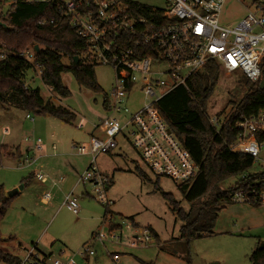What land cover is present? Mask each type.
<instances>
[{
  "label": "rangeland",
  "instance_id": "rangeland-1",
  "mask_svg": "<svg viewBox=\"0 0 264 264\" xmlns=\"http://www.w3.org/2000/svg\"><path fill=\"white\" fill-rule=\"evenodd\" d=\"M136 1L162 9L167 7V0ZM247 12V8L237 0H228L220 22L225 26H233ZM62 61L69 63L65 56ZM94 70L100 91L79 86L73 75L67 72L62 75L64 85L70 90V95L66 97L57 95L41 80L38 68L27 71V85L39 87L45 99L76 114V119L69 123L43 113L28 112L0 103V146H7L8 153L14 154L5 156L0 162V184L7 194L20 192L0 224L3 238L1 249L24 257L25 250L21 247L30 248L37 244L42 257L43 254L52 253V258H55L60 251H64L63 258L76 254L78 264H116L112 258L114 252L119 254L121 264H251L249 258L257 241L264 240V224L252 228L253 220L264 223V206L225 204L214 228L215 233L183 240L180 238L183 222L171 211L170 204L157 189L156 181L161 190L171 193L188 210L189 205L178 185L166 177H156L122 136L118 137L117 149L111 153H101L97 159L101 171L113 177V185L108 188V197L113 202L110 209L114 214L111 226L117 235L122 234L120 244L109 240L108 231L111 227L102 223L105 206L95 198L90 183L76 185L75 193L81 206L78 215L63 205V197H56L58 193H63L59 190L69 192L75 186L79 175L90 162V156L77 152L74 145L87 144L92 133L101 136L95 125L106 115L104 100L113 87L115 72L108 64H96ZM246 82L247 78L241 72L227 75L221 71L207 104L208 115L230 110V102L239 101L246 93ZM144 103V93L137 90L130 97L128 106L136 111ZM27 114L34 120L27 118ZM38 138L42 140L41 152L32 149ZM53 144L56 149H53ZM47 153L53 156L46 158ZM27 156L38 160L28 166ZM50 162H57L58 173L52 175L46 170L44 164ZM42 168L53 178L65 176L66 179L61 189L54 191L51 204L41 201L44 188L47 186V189L48 185L32 175ZM259 169L260 164L255 162L251 171ZM238 179L233 177L226 180L222 188L232 186ZM65 188L68 190H63ZM127 217H134L136 224L133 225ZM128 222L131 224L129 229L123 224ZM121 224L123 228L116 227ZM103 225L107 241L105 244L93 243V234ZM145 228H152L159 237L153 235L146 243L129 245L133 236ZM91 242L96 254L88 261L82 259L79 252L82 246Z\"/></svg>",
  "mask_w": 264,
  "mask_h": 264
},
{
  "label": "built area",
  "instance_id": "built-area-1",
  "mask_svg": "<svg viewBox=\"0 0 264 264\" xmlns=\"http://www.w3.org/2000/svg\"><path fill=\"white\" fill-rule=\"evenodd\" d=\"M237 1L248 12L233 26H225L220 18L228 0H167L165 9L136 0H0V16L3 17L18 3L54 8L87 42L88 50L84 55L87 62L113 67L114 84L104 100L106 115L95 125L101 136L92 133L87 144L74 145L77 152L90 156L77 184L90 183L95 198L104 206L110 207L113 203L108 197L110 176L101 171L97 159L101 153H111L118 148L119 136L136 150L156 177H166L182 185L198 176L200 166L155 107L163 96L178 86H187L189 78L210 62L218 64L220 71L227 75L243 73L249 82L264 79V0ZM143 5L162 11V16L139 14L135 7ZM47 22L56 24L54 19H42L38 23ZM34 47L18 56L34 61L37 53ZM8 55L0 48V60ZM137 90L144 93L145 103L132 111L128 101ZM232 111L230 108L209 116L210 123L219 131L229 123ZM27 118L34 120L29 114ZM233 127L236 138L230 150L247 154L254 163L260 164L258 171L246 172L241 178L264 173V110L241 117ZM32 149L37 152L43 149L41 138L33 143ZM53 149H56L55 144ZM26 161V165L31 166L37 158L27 156ZM34 177L50 185L41 199L44 204H50L64 178H53L42 169L34 171ZM230 199L233 203L264 206V177L235 189ZM63 205L76 215L80 213L79 198L73 191L63 192ZM123 224L131 228L129 222ZM108 235L111 242L121 243L122 234L109 230ZM151 236L150 230L145 228L133 236L129 245L146 243ZM92 238L93 243L105 244L104 225ZM93 243L82 246L79 252L82 259L89 261L96 254ZM21 248L25 256H18V264H78L76 254L63 258L64 251H60L58 257L52 258V253L42 257L37 244ZM112 258L116 264H121L118 253Z\"/></svg>",
  "mask_w": 264,
  "mask_h": 264
},
{
  "label": "trees",
  "instance_id": "trees-1",
  "mask_svg": "<svg viewBox=\"0 0 264 264\" xmlns=\"http://www.w3.org/2000/svg\"><path fill=\"white\" fill-rule=\"evenodd\" d=\"M135 8L139 14L147 17L163 14L146 5ZM42 19H54L56 24L47 22L41 25L38 22ZM0 21L12 27L10 31L0 27V48L9 54L0 60V103L28 112L43 113L66 123L75 120L76 114L73 111L45 99L39 87L27 85L26 74L32 68H38L41 80L61 97L70 95L69 88L62 80V75L67 72L73 75L79 86L100 91L94 70L96 64L88 63L84 56L88 50L87 42L70 28L59 12L45 4H15L7 17L0 16ZM29 45L40 47L32 62L18 56ZM64 56L69 63L62 61ZM76 56L79 58L78 62ZM220 72L218 64L207 63L200 72L189 78L187 86L176 87L155 106L168 127L200 166L199 174L194 180L178 185L189 205L188 210L171 193L161 190L156 181V187L170 204L171 211L183 222L180 227V238L183 240L213 234L220 211L225 204L233 203L230 199L231 192L241 186L254 184L258 178L264 177V173H261L241 178L244 173L251 171L253 158L247 154L232 152L229 148L236 138L233 127L235 122L243 116L264 110V88L260 87V81H247L244 96L237 102H230L233 111L230 112L229 123L218 131L210 123L207 104L218 84ZM7 155L14 154L8 153L7 146H0V162ZM138 172L142 174L139 168ZM233 177H239L238 181L228 188H222V184ZM111 185L113 177H110L108 188ZM7 193L0 184V224L12 201L20 194ZM109 215L114 217L110 207L105 206L102 223L108 224L113 230ZM127 218L133 225L136 224L134 217ZM116 227L122 228V225ZM148 229L152 236L159 237L155 230ZM2 241L0 231V262L18 264L17 254L1 249ZM249 259L251 264H264V240L257 241Z\"/></svg>",
  "mask_w": 264,
  "mask_h": 264
},
{
  "label": "crops",
  "instance_id": "crops-1",
  "mask_svg": "<svg viewBox=\"0 0 264 264\" xmlns=\"http://www.w3.org/2000/svg\"><path fill=\"white\" fill-rule=\"evenodd\" d=\"M54 145V144H53ZM44 151V150H43ZM41 152V151H40ZM48 152V151H47ZM48 154V153H47ZM45 154V157L46 158H50L51 156H53V155H50V154ZM44 158V157H43ZM38 160V159H37ZM42 165V164H41ZM32 166V165H31ZM44 166H45V168H46V170L49 172V173H51L52 175H54V174H56V173H58V170H59V165L57 164V162L56 163H52V162H50V164H44ZM41 167V166H40ZM71 167L73 168V169H75V166L74 165H72L71 164ZM43 169V168H42ZM44 170V169H43ZM34 173V172H33ZM55 178H57V177H55ZM62 178H64V182H65V176H62ZM63 182V183H64ZM77 182V181H76ZM76 185H78L77 183H75V186L70 190V191H73L74 193H75V189H76ZM83 185H85V184H83ZM46 187L47 186H45V190L44 191H46V190H48L49 188H50V185H48V188L46 189ZM67 188H65V189H63V190H65V191H67L66 190ZM56 191V190H55ZM59 192H64V191H61V190H59ZM59 194V195H58ZM57 195H56V197L58 198V199H60L61 197H63V193H58ZM89 194V193H88ZM75 195H76V193H75ZM59 196V197H58ZM51 204V203H50ZM253 222H254V225L252 226V228H255V227H261V226H263V224L264 223H261V221H259V220H257V219H255V220H253ZM217 223V222H216ZM246 224V223H245ZM216 226V225H215ZM214 233H215V231H214ZM115 253V252H114ZM117 253V252H116ZM51 254V253H50ZM90 260V259H89Z\"/></svg>",
  "mask_w": 264,
  "mask_h": 264
},
{
  "label": "water",
  "instance_id": "water-1",
  "mask_svg": "<svg viewBox=\"0 0 264 264\" xmlns=\"http://www.w3.org/2000/svg\"><path fill=\"white\" fill-rule=\"evenodd\" d=\"M0 27L3 28V29L6 30V31H10V30H12V27L8 26L6 23H4V22H2V21H0ZM34 49H35V51L38 53V52L40 51V47H39V45H35ZM75 59H76V62H78V59H79L78 56H76ZM260 87H261V88H264V79H262V80L260 81Z\"/></svg>",
  "mask_w": 264,
  "mask_h": 264
}]
</instances>
